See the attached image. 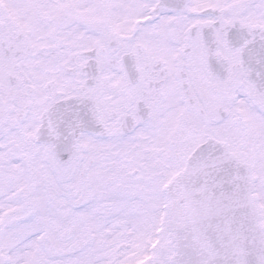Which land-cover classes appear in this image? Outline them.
Segmentation results:
<instances>
[{
	"label": "snow or ice",
	"instance_id": "6c2138e0",
	"mask_svg": "<svg viewBox=\"0 0 264 264\" xmlns=\"http://www.w3.org/2000/svg\"><path fill=\"white\" fill-rule=\"evenodd\" d=\"M0 264H264V0H0Z\"/></svg>",
	"mask_w": 264,
	"mask_h": 264
}]
</instances>
